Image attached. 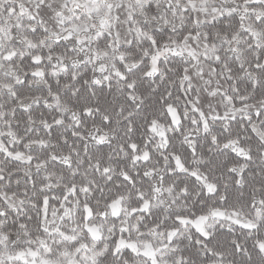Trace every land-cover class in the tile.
<instances>
[{"label": "snow or ice", "instance_id": "snow-or-ice-1", "mask_svg": "<svg viewBox=\"0 0 264 264\" xmlns=\"http://www.w3.org/2000/svg\"><path fill=\"white\" fill-rule=\"evenodd\" d=\"M0 264H264V0H0Z\"/></svg>", "mask_w": 264, "mask_h": 264}]
</instances>
